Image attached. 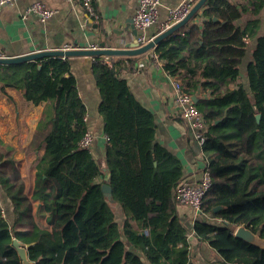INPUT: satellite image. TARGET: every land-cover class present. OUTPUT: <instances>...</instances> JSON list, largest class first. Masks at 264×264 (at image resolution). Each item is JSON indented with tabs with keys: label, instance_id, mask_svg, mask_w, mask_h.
<instances>
[{
	"label": "trees",
	"instance_id": "obj_1",
	"mask_svg": "<svg viewBox=\"0 0 264 264\" xmlns=\"http://www.w3.org/2000/svg\"><path fill=\"white\" fill-rule=\"evenodd\" d=\"M263 9L264 0H208L200 23L181 28L152 52L188 95L199 98L211 186L193 234L224 264H264V249L234 235L245 226L264 239V35L247 66L250 93L239 80ZM246 15L251 19L239 24ZM137 59L109 65L105 57L94 58L104 162L80 146L89 132L88 109L69 58L0 65L1 92H21L32 106L45 103L27 149L37 154L30 188L16 149L0 137V189L14 215L11 224L0 202V264H23L14 239L28 247L34 264H146L140 251L149 264H193L191 231L176 200L183 164L157 142L155 116L121 75L123 68L134 71ZM103 167L111 174L110 199L124 215L121 226L102 190Z\"/></svg>",
	"mask_w": 264,
	"mask_h": 264
},
{
	"label": "crops",
	"instance_id": "obj_2",
	"mask_svg": "<svg viewBox=\"0 0 264 264\" xmlns=\"http://www.w3.org/2000/svg\"><path fill=\"white\" fill-rule=\"evenodd\" d=\"M160 1L158 24L143 32L148 38L160 32V26L168 20L169 9L175 8L183 0ZM36 2L57 11L56 14L44 22L37 16H31L27 20L22 19L21 14L25 9ZM94 3L99 18L93 22L87 18L80 0H19L16 4L5 6L0 11V56L17 57L43 50L81 48L86 44L90 47H99L101 42H105L106 47H114L118 39L126 35L134 36L132 27L138 9L137 0H94ZM201 11L187 25L200 23ZM258 18L260 21L258 35L251 41L240 66L239 80L249 93L247 66L252 60L258 38L264 35V9ZM250 19L251 16L246 15L239 24H245ZM137 33L139 35L141 32L137 30ZM148 55L150 53L139 56L137 68L134 71L123 68L121 75L127 80L136 99L155 116L157 142L182 162L184 181L199 184L206 167L202 149L175 102L174 83L179 79L166 72L163 62H151ZM105 58L106 62L109 61V57ZM69 59L80 96L88 109V130L95 137L90 150L97 160L104 162L107 138L104 133V121L99 113L101 94L93 75L94 57ZM201 96L208 99L210 94L205 92ZM44 108L45 103L38 106L28 104L24 101L21 92L0 91V137L6 144L16 149V158L21 161L22 173L27 179L29 188L34 182L37 154L32 151L27 152V149L33 140ZM105 168L103 167L102 170ZM0 192L5 195L1 189ZM116 207L115 214L121 226L124 215L121 208ZM178 211L180 219L191 231L189 242L193 264H224L219 261L216 251L212 250L209 244L199 241L194 236L193 225L197 219L195 212L188 206H179ZM7 212H4V216L9 220V215L11 218L9 221L13 223L12 204L11 210ZM129 250L135 251L132 247ZM138 254L146 264H149L141 251Z\"/></svg>",
	"mask_w": 264,
	"mask_h": 264
},
{
	"label": "built area",
	"instance_id": "obj_3",
	"mask_svg": "<svg viewBox=\"0 0 264 264\" xmlns=\"http://www.w3.org/2000/svg\"><path fill=\"white\" fill-rule=\"evenodd\" d=\"M19 0H0V11L7 5L16 4ZM138 9L133 20L136 30L141 32L137 37L133 35H126L122 39L115 42L114 47L126 48L127 45L136 42L139 46L147 44L153 37L148 38L143 32L150 27L158 24L159 9L161 7L160 0H137ZM199 0H183L175 8L169 9L168 20L160 26V32L169 29L174 24L184 19L191 9L197 4ZM80 3L86 13L88 19L97 20L99 14L96 10L94 0H80ZM57 11L46 8L42 3L36 2L28 6L21 14L22 19L27 20L31 16H37L41 21H46L52 18ZM158 33V34H159ZM156 36V35H155ZM97 48V46L93 47ZM70 49V48H65ZM153 51L149 52L148 59L151 62H160L159 56ZM109 65L111 63L107 61ZM175 102L180 107L182 116L193 133L195 140L198 142L202 149L205 142V133L207 125L201 112L196 107L193 97L188 95L184 89L181 81L174 83ZM95 137L91 132H87L80 142V146L85 149H91ZM204 157V155H203ZM211 186L210 174L205 171L202 181L199 184H192L187 181L181 183L176 193V200L179 206H188L191 208L198 217L202 201L207 191ZM4 216V215H3Z\"/></svg>",
	"mask_w": 264,
	"mask_h": 264
},
{
	"label": "water",
	"instance_id": "obj_4",
	"mask_svg": "<svg viewBox=\"0 0 264 264\" xmlns=\"http://www.w3.org/2000/svg\"><path fill=\"white\" fill-rule=\"evenodd\" d=\"M208 0H199L197 4L191 9L188 15L182 19L180 22L174 24L169 29L157 34L154 36L147 44L143 46H139L136 42H133L127 45L126 48L120 47H106L105 42H101L99 47L93 48L90 47L89 44L83 45L81 48H74V49H61V50H43L37 51L30 54L17 56V57H1L0 56V65H12V64H21L24 62H31L36 60H42L45 58L51 57H61V58H77V57H109L114 59L111 62V65H115V62L118 63L121 58L123 57H139L145 55L151 51H153L156 46L164 39L172 36L178 30L185 27L190 21L202 10ZM90 22H93L92 19H89ZM134 25V24H133ZM133 29L134 37L138 36L137 30ZM122 39V38H120ZM119 40V39H118ZM194 102H198V97H193ZM261 115H257V120L260 121ZM102 172L104 173L106 180V184L102 185V190L111 204H114V201L110 199V186L109 183L111 182V174L107 168L103 169ZM222 209V207H218L214 209V212H218ZM234 235L237 239L245 241L246 243L255 245L264 249V239L259 237L258 235L254 234L251 230H249L245 226L237 227ZM13 246L16 248L19 257L22 259L23 264H34L28 258V247L21 244L18 240H13Z\"/></svg>",
	"mask_w": 264,
	"mask_h": 264
},
{
	"label": "rangeland",
	"instance_id": "obj_5",
	"mask_svg": "<svg viewBox=\"0 0 264 264\" xmlns=\"http://www.w3.org/2000/svg\"><path fill=\"white\" fill-rule=\"evenodd\" d=\"M32 178V177H31ZM30 178V179H31ZM29 181V180H28ZM101 181V179H99V182ZM0 199H1V205L3 207V209L7 212V211H10L11 210V202L10 200L5 196L3 195L1 192H0ZM179 206V205H178ZM112 208L113 210L115 211V209L117 208L116 205H112ZM7 209V210H6ZM8 213V212H7ZM117 213V212H116ZM13 217V216H12ZM8 219L11 220V218L9 217L8 215ZM8 220V221H9ZM9 223H12V221H9Z\"/></svg>",
	"mask_w": 264,
	"mask_h": 264
}]
</instances>
